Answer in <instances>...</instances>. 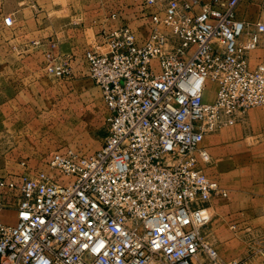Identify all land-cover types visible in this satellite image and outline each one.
<instances>
[{"label": "built area", "instance_id": "2783aa9c", "mask_svg": "<svg viewBox=\"0 0 264 264\" xmlns=\"http://www.w3.org/2000/svg\"><path fill=\"white\" fill-rule=\"evenodd\" d=\"M244 3L261 14L248 18ZM140 12L145 36L104 30V49L84 54L109 111L101 148L0 177V214L8 194L16 212L0 220V264H244L221 261L206 238L211 202L227 192L205 173L202 144L264 107V0H144Z\"/></svg>", "mask_w": 264, "mask_h": 264}, {"label": "rangeland", "instance_id": "374dc122", "mask_svg": "<svg viewBox=\"0 0 264 264\" xmlns=\"http://www.w3.org/2000/svg\"><path fill=\"white\" fill-rule=\"evenodd\" d=\"M51 1L58 7L69 1L81 3ZM84 1L89 6L90 0ZM47 3L0 0V177L47 171L56 151L90 154L101 148L108 135L109 111L84 61L89 39L102 46L101 28L94 36L89 32L90 18L100 20L102 10H52ZM249 4L244 3L242 12L255 19L261 11L257 3ZM7 17L11 25L6 24ZM48 53L52 58H47ZM262 55L258 49L252 60ZM59 66L66 72L49 69ZM207 88L205 100L212 101L216 86L209 83ZM216 220L220 218L214 216L204 232L221 261L264 264L263 219L262 227L257 219L229 218L219 227Z\"/></svg>", "mask_w": 264, "mask_h": 264}, {"label": "crops", "instance_id": "0c3cea01", "mask_svg": "<svg viewBox=\"0 0 264 264\" xmlns=\"http://www.w3.org/2000/svg\"><path fill=\"white\" fill-rule=\"evenodd\" d=\"M80 2V5H77L76 2L69 1L64 7H58L55 1L48 0L46 7L52 10L101 9L100 20L95 17L89 20L91 26L89 32L92 36L99 33V27L102 32L124 25L130 26L139 36L147 34L148 29L140 12L144 0H101V5H99L100 0H90L89 6L84 0ZM87 30L88 28L83 33L86 34ZM91 40H88L90 43L84 52L88 50L101 52L104 49L103 40L100 41L102 46H97V42L94 43ZM202 145L210 155L209 162L203 165L205 173L216 179L221 188L227 192L226 197L216 196L211 202L213 217L220 218V221L216 220L217 226L223 225L226 219L239 218L257 219V226L262 227L264 220V107L250 109L235 125L223 126L217 132L207 135ZM8 195V206L0 214V220L5 224L13 225L16 223L14 198ZM254 222L255 220L249 223L246 221L243 224L247 226Z\"/></svg>", "mask_w": 264, "mask_h": 264}]
</instances>
